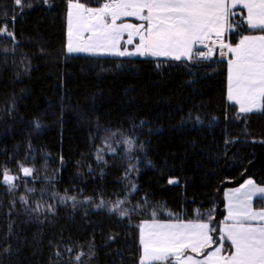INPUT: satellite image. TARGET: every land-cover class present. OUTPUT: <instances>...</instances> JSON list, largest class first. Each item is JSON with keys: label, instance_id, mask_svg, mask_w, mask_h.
I'll return each mask as SVG.
<instances>
[{"label": "trees", "instance_id": "1", "mask_svg": "<svg viewBox=\"0 0 264 264\" xmlns=\"http://www.w3.org/2000/svg\"><path fill=\"white\" fill-rule=\"evenodd\" d=\"M80 2L97 8L107 0ZM68 4L31 0L21 10L0 0V28L15 34L0 36V171L22 177L15 194L0 184V250L12 249L0 251V264H139L137 225L153 213L157 221H208L211 213L219 228L226 189L247 179L264 186V115L237 118L216 52L196 65L70 55ZM259 33L241 23L228 41ZM19 163L36 170L28 185ZM65 195L80 203H60ZM41 200L55 216L25 210ZM118 200L130 217L108 212Z\"/></svg>", "mask_w": 264, "mask_h": 264}, {"label": "snow or ice", "instance_id": "2", "mask_svg": "<svg viewBox=\"0 0 264 264\" xmlns=\"http://www.w3.org/2000/svg\"><path fill=\"white\" fill-rule=\"evenodd\" d=\"M43 3L47 5L49 0H43ZM14 5L21 10L23 7L32 6L31 0H14ZM238 6L247 11V16L239 22L235 18L241 13L234 11ZM73 8L77 10V40L81 36L79 29L83 28L84 31L91 33L88 40L92 42L93 47L103 46L114 55L164 56L175 61L183 59L187 64L196 65L212 58L216 44L219 45L221 56L226 55L223 50L227 49L232 55V59L228 60V100L239 106L237 118H240V114L264 115V35H241L239 42L235 45L226 42L241 23L246 24L253 31L259 30L264 33V0H107L102 7L97 8L88 7L80 0H76L75 3L69 0V52L84 50L80 47L75 49L72 47ZM129 16L142 23H117L122 17ZM125 33H127L126 40H124ZM4 35L15 40L14 32L8 31L7 25L0 28V36ZM213 36L215 39H212ZM134 38H138L134 51H128L126 48L120 50L119 45L122 40L125 44L131 45ZM209 39L212 46L205 43ZM202 48L208 50L203 51ZM35 127L37 129L40 127L38 121L35 122ZM260 142L264 143V141ZM124 143L129 146L127 150L131 152L133 141L125 140ZM106 145L111 148V144L107 141ZM112 151L115 152V149ZM97 158L103 160L100 154ZM18 166L23 177L31 178L23 180L25 185L35 180L34 167H27L24 163H19ZM133 170H135L134 165L129 171ZM0 176H2L0 184L5 185L10 194H15L16 189L20 187L15 181L21 180L22 177L12 175L6 167L0 171ZM175 182L169 180V183ZM132 189L135 190L134 184ZM25 191L36 193L43 192V189L26 187ZM226 198L229 201L228 215L224 221L220 222L219 228L210 224L211 213H209L208 221L201 219L187 223L180 221L176 224L160 223L155 220V213H153L151 220L137 225L140 244L139 264H146V262L150 264H264V207L259 210L254 207V202L264 204V186L248 179L231 195L226 193ZM19 201L25 206L29 205L27 195L19 196ZM69 201L73 202V207L80 203L75 196L68 195L60 197L59 202ZM87 202V200L84 201V203ZM124 203L125 200L116 201L112 207L108 208V212L116 213L121 220L130 217L129 209L121 207ZM14 204L15 202L13 206ZM96 207L104 208L105 201L101 200ZM25 210L37 214L47 211L55 216V206L43 200L36 202L35 207H26ZM229 220L232 223H226ZM146 228L148 229L147 239L145 238ZM213 233L216 234L217 239L213 238ZM114 239L115 236L109 237V240ZM226 244L230 245L232 251L227 255H219ZM213 245L216 246L213 248ZM207 248H213V251L204 255L202 260L194 259L192 255H185L188 250L202 255ZM0 251L10 253L12 249L5 247ZM67 251L71 252L72 249L69 248ZM90 254L95 255V252L90 250ZM55 255L60 256V252H56ZM83 255L84 253L76 255V261L79 262Z\"/></svg>", "mask_w": 264, "mask_h": 264}, {"label": "rangeland", "instance_id": "3", "mask_svg": "<svg viewBox=\"0 0 264 264\" xmlns=\"http://www.w3.org/2000/svg\"><path fill=\"white\" fill-rule=\"evenodd\" d=\"M73 3H75V2H73ZM100 7H102V6H100ZM68 11H69V9H68ZM68 11H67L66 49H67V53H69L70 55H72V56H92V57H100V58L102 57V58H135V59H146V58L147 59H151L153 57V56H149V55H143V56L136 55V56H131V57H129V56H118V55L111 54V52L108 49H106L105 47H103V46L93 47L92 46V42L88 40V37L91 35V33L88 32V31H84L83 28L79 29L80 32H81V36H80L79 40H77L76 33H77V30H78V25L76 23V12H77V10L75 8L72 9V13H73V16H72V33H73V35L71 37L72 47L74 49L77 48V47H80V48H83L84 50L83 51H71V52H69L68 47H69L70 37H69ZM145 14H146V11H145ZM122 22L123 23H133V24L142 23V21L137 20V19H135L134 17H131V16L122 17L121 20L117 21L118 24L122 23ZM249 35H255V34H249ZM257 35H263V34H257ZM126 39H127V33L124 34V40H126ZM212 39H215V37L213 36ZM226 42H229V41L227 40ZM136 43H138V38H134V42L131 45L125 44L123 42V40H122L120 42L119 48H120V50H124L126 48L128 51H134ZM205 43L209 44V46H212L211 39L206 40ZM202 49H203V51H205V50L207 51L208 50L207 48H202ZM220 51L221 50L219 49V45L216 44L214 46V52L217 53L218 60L224 59V60L228 61L229 59H232V55H231V53L228 52L227 49L223 50L224 53L226 54L225 56H221L220 55ZM219 56H220V58H219ZM154 58H158V60H172V59H170L168 57H164V56H159V57H154ZM227 73H228V65H227ZM247 180H245L241 185L245 184V182ZM241 185L239 187H236V188H231V189H226L225 190L224 195H223L224 203H225V207H224L225 208V217L228 215V204H229V201L226 198V193L231 195L234 192V190L237 189V188H240ZM254 201H255V198H254ZM254 207H255L256 210H259L261 207H264V204H257V203L254 202ZM225 217H224V219L222 221L225 220ZM159 222L163 223V224H176V223H178L180 221H159ZM183 222L187 223L189 221H183ZM226 223H232V221L229 220V221H226ZM147 235H148V229L146 228L145 229V238L146 239H147ZM215 246L216 245H213V248ZM213 248L205 249L202 255H197L196 253L192 252L191 250L186 251L185 255H192L194 257V259L202 260L204 258V255H206L208 252L213 251ZM230 251H231L230 245L226 244L225 249L219 255H221V256L227 255ZM146 264H150V262H146Z\"/></svg>", "mask_w": 264, "mask_h": 264}, {"label": "crops", "instance_id": "4", "mask_svg": "<svg viewBox=\"0 0 264 264\" xmlns=\"http://www.w3.org/2000/svg\"><path fill=\"white\" fill-rule=\"evenodd\" d=\"M234 11H237V12H240L241 13V15H242V17H243V19L247 16V12H246V9H240L239 7L238 8H236V9H234ZM259 34H261V33H259ZM255 35H257V34H255ZM264 35V34H263ZM229 43V42H228ZM220 49V48H219ZM219 58H220V56H219ZM151 59H158V58H154V57H152ZM183 60V59H182ZM223 61H225L226 63H227V65H228V61L227 60H224V59H222ZM228 88H229V79H227V94H228ZM238 106V105H237ZM238 108H239V106H238ZM231 251H232V249H231Z\"/></svg>", "mask_w": 264, "mask_h": 264}, {"label": "built area", "instance_id": "5", "mask_svg": "<svg viewBox=\"0 0 264 264\" xmlns=\"http://www.w3.org/2000/svg\"><path fill=\"white\" fill-rule=\"evenodd\" d=\"M203 50V49H202ZM206 51V50H205Z\"/></svg>", "mask_w": 264, "mask_h": 264}]
</instances>
